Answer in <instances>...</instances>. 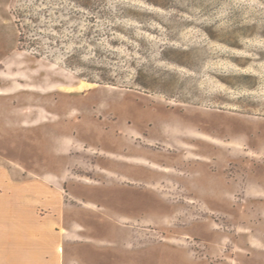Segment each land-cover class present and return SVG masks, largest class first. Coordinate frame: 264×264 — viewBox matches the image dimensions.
<instances>
[{"label": "rangeland", "instance_id": "374dc122", "mask_svg": "<svg viewBox=\"0 0 264 264\" xmlns=\"http://www.w3.org/2000/svg\"><path fill=\"white\" fill-rule=\"evenodd\" d=\"M12 191L79 264H264V0H0Z\"/></svg>", "mask_w": 264, "mask_h": 264}, {"label": "crops", "instance_id": "0c3cea01", "mask_svg": "<svg viewBox=\"0 0 264 264\" xmlns=\"http://www.w3.org/2000/svg\"><path fill=\"white\" fill-rule=\"evenodd\" d=\"M38 203L32 191L0 192V264H79L62 237L65 223L40 224Z\"/></svg>", "mask_w": 264, "mask_h": 264}]
</instances>
